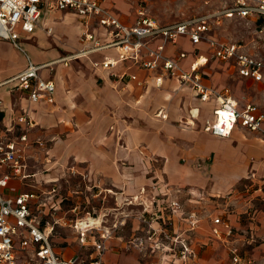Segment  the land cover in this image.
<instances>
[{"label":"crops","instance_id":"crops-1","mask_svg":"<svg viewBox=\"0 0 264 264\" xmlns=\"http://www.w3.org/2000/svg\"><path fill=\"white\" fill-rule=\"evenodd\" d=\"M142 1L105 0V4L125 24L133 23L140 4L161 24L220 7L219 0H203L205 12L184 16L188 11L171 1L157 0L152 10ZM225 19L219 18L212 27ZM48 27L51 33L46 31ZM212 27L208 36L220 40L210 33ZM85 28L77 14L44 6L32 33L17 29L20 48L0 39V82L23 70L29 58L43 65L40 77L55 85L52 102L32 101L12 83L0 85V132L24 111L34 122L23 147L30 176L23 181L12 179L3 195L37 194L32 208L43 226L53 223L52 247L65 258L93 255V247L80 246L70 225L72 220L90 215L107 227L116 225L106 241L102 264H146L148 260L150 264H170L171 254L151 250L149 241L146 248L127 244L131 237L143 235L137 218L142 205L133 198L137 196L159 212L154 227L160 225L189 240L197 254L189 264H229L232 245L264 264V210L257 205L263 200L254 189L264 187V137L239 126L228 136L205 131V122L214 119L215 98L201 100L160 67L147 69L128 59L119 60L117 47L61 59L83 47L80 34ZM88 28L100 39L106 38L100 26L89 22ZM159 42L157 39L152 45ZM181 51L186 56L180 59ZM163 53L184 68L197 54L208 56L200 71L210 86L228 88L218 80L220 71L212 70L230 67L239 81L264 95V81L239 76L231 62L212 58L204 41L192 44L182 35L175 44H166ZM105 57L117 59L116 67H92V61ZM157 76H161L159 85ZM229 92L238 108L253 103L264 112L261 97L257 103L262 108ZM159 110L165 118L156 115ZM67 197L73 201L69 208L64 204ZM173 199L181 208L171 213L167 204ZM215 217L221 219L220 237L212 233ZM192 218L197 220L193 228ZM223 222L233 229L230 240L224 238ZM68 228L72 235L67 234Z\"/></svg>","mask_w":264,"mask_h":264},{"label":"built area","instance_id":"built-area-1","mask_svg":"<svg viewBox=\"0 0 264 264\" xmlns=\"http://www.w3.org/2000/svg\"><path fill=\"white\" fill-rule=\"evenodd\" d=\"M220 7L212 11L195 15L171 24H161L147 13L140 4L136 9L133 23L121 22L105 0H0V39L8 40L16 47L18 43L17 29L26 33L34 31L40 10L44 6L63 11H71L80 16L86 28L80 34L84 44L76 52L63 56L64 61L87 55L89 52L108 47L119 49V60H131L140 67L153 69L160 67L169 77L174 78L180 85H187L201 100L215 98L214 119L205 122L204 130L216 136H228L235 126L250 131H256L264 137V112L257 105L247 103L243 108L237 107L236 100L231 97L229 89L218 90L203 79L200 68L208 61V56L197 54L184 68L180 63L163 53L166 44H175L179 36H187L192 44L206 42L210 56L221 62H231L239 76L254 81H264V59L246 49L245 44L236 41L219 40L208 36L213 22L219 18L251 19L254 21L257 33H264V0H219ZM89 22L104 29L106 38L100 39L89 30ZM51 33V28L46 29ZM160 42L152 45L155 40ZM90 43V45H89ZM185 52L178 53L184 58ZM23 70L11 78L0 82L12 83L17 89L24 91L32 101H53L54 82L40 77L41 64H34L27 59ZM117 59L105 57L100 61H92L95 69L111 70L116 67ZM135 79V75H130ZM156 85L161 84V76L155 77ZM158 116L165 118L161 110ZM20 124H22L20 126ZM34 125L26 111L22 112L14 122L0 132V264H102L106 241L113 236L114 228L107 227L96 218H76L70 222L71 228L77 235L80 246L91 245L93 255L88 259L75 254L65 258L56 253L52 247L50 234L53 223L42 225L32 208L37 199L35 192H21L15 196H4L2 193L12 179L25 180L30 176L27 170L26 157L23 147L27 142V131ZM41 145V141H37ZM255 191L264 201V187L255 186ZM145 192L144 188L140 189ZM138 198L142 207L138 213L143 235L131 237L129 246L149 248L162 254L170 253L173 260L170 264H189L196 258V251L189 240L179 234H173L160 225L154 227L159 219L157 212L143 199ZM171 213L181 208L176 200L168 202ZM75 210V208L73 209ZM197 220L192 218L193 228ZM219 217L213 218L212 233L220 237ZM224 238L230 240L234 234L232 227L223 222ZM161 233V236H159ZM229 264H258L238 246H229Z\"/></svg>","mask_w":264,"mask_h":264},{"label":"rangeland","instance_id":"rangeland-1","mask_svg":"<svg viewBox=\"0 0 264 264\" xmlns=\"http://www.w3.org/2000/svg\"><path fill=\"white\" fill-rule=\"evenodd\" d=\"M157 0H145L143 3L148 4L150 10L156 7ZM171 1L173 4H176V8L184 11H188L187 14H183L184 16L189 15L191 13H201L205 12L206 6L203 3V0H165ZM183 16V17H184ZM219 25V24H218ZM216 26V25H215ZM212 27V31L210 33H215V36L220 38V40L226 41H236L245 44L246 49L264 59V33H257L255 30L254 21L251 19H225L220 23V26ZM218 70L220 71V83H224L222 85H226L234 94L235 97L240 101H251L257 103V97H261L264 100V95L260 93L257 89L252 86L244 84V82L239 81L234 74L233 69L230 67H222L215 68L212 71ZM258 104V103H257ZM261 108L262 105L258 104ZM249 136H253V134H249ZM71 181V180H70ZM73 183V180L72 182ZM68 196V195H66ZM71 197H67L64 199L65 207L69 208L72 203ZM256 202V201H255ZM257 205H261L264 210V201H257ZM264 212V211H263ZM35 213V211H34ZM69 229V228H68ZM71 229L67 230V234L72 235ZM211 241L209 245H211ZM211 246L209 247V250ZM227 259V258H226ZM225 259V260H226ZM145 262V260H144ZM221 261L219 264H222ZM146 264H150V260L145 262Z\"/></svg>","mask_w":264,"mask_h":264}]
</instances>
